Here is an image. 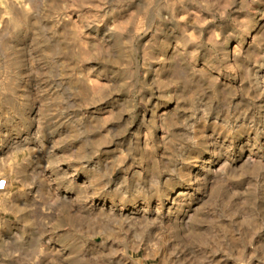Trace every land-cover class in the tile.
I'll return each instance as SVG.
<instances>
[{
    "label": "rangeland",
    "instance_id": "rangeland-1",
    "mask_svg": "<svg viewBox=\"0 0 264 264\" xmlns=\"http://www.w3.org/2000/svg\"><path fill=\"white\" fill-rule=\"evenodd\" d=\"M0 264H264V0H0Z\"/></svg>",
    "mask_w": 264,
    "mask_h": 264
}]
</instances>
